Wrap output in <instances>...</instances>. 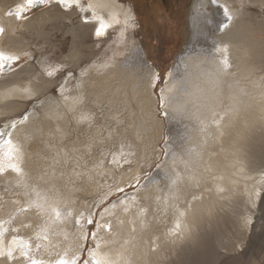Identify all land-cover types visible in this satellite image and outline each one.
Masks as SVG:
<instances>
[{"label": "bare ground", "instance_id": "obj_1", "mask_svg": "<svg viewBox=\"0 0 264 264\" xmlns=\"http://www.w3.org/2000/svg\"><path fill=\"white\" fill-rule=\"evenodd\" d=\"M7 1L0 0V30L7 33L0 41L4 68L28 51L27 42L16 44L17 30L32 26L35 19L24 20L22 15L28 6L49 0H31L32 4L17 0L10 11L4 6ZM56 1L81 16L80 27L93 26L106 33L111 26L117 29L120 22L126 25L122 38L129 47L106 77L113 75V81H107L114 84L111 95L104 99L108 97L112 105L109 115L114 122L103 135V126H94L93 113H82L86 101L97 104L102 92L83 78L71 94L43 99L46 131L31 122V113L0 129L4 158L9 156L15 166L2 174V182L9 190L16 189L12 194L18 201L12 212L0 206V264H27L30 259V264H76L86 241V219L80 216L82 209L87 214L86 194L93 195L101 177L113 174V165L124 152L133 156L138 149L149 165L152 155H159L157 144L164 136L153 88L157 69L134 36L128 7L119 0ZM233 2L194 0L190 37L176 56L162 92L169 128L175 131L165 161L135 192L106 208V220L94 235V247L83 264H156L166 248L194 232L201 215L237 192L244 177L246 139L252 126L264 121V82L256 75L257 46L252 38L244 37L242 11ZM157 11V6H141L143 30H149ZM41 88L38 81L0 86V115L6 109L14 111L20 98L32 97ZM70 119L75 126L87 123V137H71ZM151 131L152 139L146 142ZM113 138L123 143L111 164L104 157H92L98 143ZM263 188L264 175L253 185V204ZM55 198L65 199L69 207L59 205L56 213L49 214L50 200ZM74 202L80 203L76 209ZM103 223L108 229L104 230ZM28 224L38 228L35 239L25 238Z\"/></svg>", "mask_w": 264, "mask_h": 264}, {"label": "rangeland", "instance_id": "obj_2", "mask_svg": "<svg viewBox=\"0 0 264 264\" xmlns=\"http://www.w3.org/2000/svg\"><path fill=\"white\" fill-rule=\"evenodd\" d=\"M119 1L133 14L131 24L134 36L141 43L151 64L157 69L158 77L155 79L157 82L155 81L153 88L158 99L157 115L164 122V136L157 144L159 155L153 154V160L149 165H147V157H142L138 149L134 150L133 156L129 154V151L124 152L113 165V174L101 177L98 189L93 195L86 194L84 200L87 203V214H84L83 209L80 213V216L86 219V241L82 255L76 264H83L94 247L93 238L101 222L106 220L103 215L106 208L126 195L132 194L143 183L151 179L155 169L165 161L167 144L175 136V131L169 128L168 111L163 106L162 92L176 56L184 49L190 37V14L194 0ZM237 1L234 0L233 7L242 11L240 21L241 28L243 31L246 30L244 37L252 38L257 46L256 75L260 83H263L264 0ZM15 2L17 0H8L4 6L10 11L17 6ZM142 5L146 8L158 7L156 20L150 24L148 31L143 30ZM71 12V9L64 7L56 0H49L41 5L28 6L26 13L22 15L24 20L35 19V21L32 26L17 30L16 44L19 43L22 46L25 41L29 48L23 55L20 54L13 64L8 66L9 68H4V65L0 64V75L4 76L0 80V86L4 84L13 86L17 83L22 85L26 82L38 81L42 88L32 97L20 98L19 105L14 111L8 112L6 109V112L0 115V129L5 127L8 121L22 119L31 113V116L33 114L31 122L39 124L42 130L46 131L48 126L42 105L43 99H59L71 94L83 78L97 85L102 92L101 97L97 98V104L90 99L86 101L82 113L85 111L93 113L94 126H103V135H106L107 127H112L114 120L109 115L112 111L109 108L112 105L108 102V97L104 99V96L111 95L109 93L112 92L114 84L111 85V82L107 83V81L113 75L107 80L106 77L109 75L110 67L122 59L126 48L129 47L128 41L122 38L126 25L120 22L117 29H112L111 26L106 33L97 35L93 26L80 27L81 16L71 14ZM229 22L230 19L225 26ZM217 29L216 32L221 33V29ZM2 31L0 41L7 34L6 30ZM20 36L22 37L21 43L18 41ZM221 38L225 39L223 35ZM134 122L137 123L138 120L134 119ZM86 124L83 121L75 126L74 121L70 119L71 137L78 139L87 137L86 133L89 129ZM52 130L57 133L55 128ZM251 130L252 133L245 143L247 159L244 177L238 185L237 192L229 198H221V201L216 204L217 207L201 215L200 221L202 222H197L194 232L178 242V245L174 244L166 248L156 264H264V188L256 204H253L251 200L254 183L261 181L264 175V121L256 122ZM147 135L150 137L145 138L146 142L152 139L153 132H148ZM132 136L135 139L134 133ZM84 142H87L86 138ZM122 143L115 138L109 142L102 141L93 148L92 157H104L105 163L109 165L114 155L120 154ZM8 159H10L9 156L7 159L4 158V149L0 141V197H4L0 206L12 212L18 205V201L12 194L16 189L9 190L2 182V174L15 167ZM136 168H139L138 172H135ZM38 184L33 185L38 186ZM72 204L76 209L77 204L80 203ZM59 205L63 208L64 206L69 207L65 199H60V201L59 198L52 199L49 203V214L56 213ZM89 221L93 223L89 224ZM28 225H26L28 230L25 238L35 239L34 235L38 228L34 229L32 224ZM107 226L106 223L102 225L104 230L108 229ZM162 230L159 228L158 232L162 233ZM11 242L12 240L9 241ZM30 261L33 260H28L27 264H30Z\"/></svg>", "mask_w": 264, "mask_h": 264}, {"label": "snow or ice", "instance_id": "obj_3", "mask_svg": "<svg viewBox=\"0 0 264 264\" xmlns=\"http://www.w3.org/2000/svg\"><path fill=\"white\" fill-rule=\"evenodd\" d=\"M212 2H215V0H212ZM29 4H31V0H29ZM2 31V30H0ZM97 35H100L99 30L97 31ZM120 191H123V189H120ZM93 223V221H89V224ZM35 264V262H33Z\"/></svg>", "mask_w": 264, "mask_h": 264}]
</instances>
